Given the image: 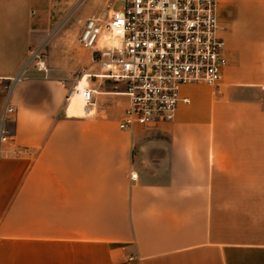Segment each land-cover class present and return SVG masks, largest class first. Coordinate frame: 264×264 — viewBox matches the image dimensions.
Instances as JSON below:
<instances>
[{"label":"crops","instance_id":"1","mask_svg":"<svg viewBox=\"0 0 264 264\" xmlns=\"http://www.w3.org/2000/svg\"><path fill=\"white\" fill-rule=\"evenodd\" d=\"M77 1L0 0V264H264V0H217L221 81L132 130L122 83L92 80L74 115L65 81L26 65Z\"/></svg>","mask_w":264,"mask_h":264},{"label":"built area","instance_id":"2","mask_svg":"<svg viewBox=\"0 0 264 264\" xmlns=\"http://www.w3.org/2000/svg\"><path fill=\"white\" fill-rule=\"evenodd\" d=\"M116 0L105 1V12L87 18L78 41L96 54L95 69H87L82 88L79 80L67 91H77L85 113L93 104L91 79L122 83L127 105L118 121L122 130L149 128L173 118L184 84L218 85L227 64L222 27L217 17V0ZM115 37L117 43L101 44V38ZM37 48L26 65L35 61L46 71ZM14 108L4 105L0 118V144L8 141L5 121L13 119ZM131 172L130 177L136 178ZM129 254V264H141Z\"/></svg>","mask_w":264,"mask_h":264},{"label":"rangeland","instance_id":"3","mask_svg":"<svg viewBox=\"0 0 264 264\" xmlns=\"http://www.w3.org/2000/svg\"><path fill=\"white\" fill-rule=\"evenodd\" d=\"M120 3L116 0L115 7H118ZM94 7L93 0H78L67 13L71 16L60 24L58 32L50 42L43 45L39 58L34 59L44 60L46 71L62 78L68 89L87 72V69H95L93 60H96V54H92L91 49L84 47L78 41L85 22V14ZM108 43L109 41H103L102 45Z\"/></svg>","mask_w":264,"mask_h":264},{"label":"bare ground","instance_id":"4","mask_svg":"<svg viewBox=\"0 0 264 264\" xmlns=\"http://www.w3.org/2000/svg\"><path fill=\"white\" fill-rule=\"evenodd\" d=\"M103 41H109V43H117V40H116L115 37L109 38L108 35L102 36L101 41H100L101 44H102ZM83 79H87V77L84 75L83 77H81L79 79V84H78L79 88L83 87V85L81 84V81ZM67 100H69V104H68L69 105L68 106L69 114H74V115L85 114V111H84V108H85L84 107V105H85L84 100H83V98L81 97V95L77 91L71 92L70 95H69V98Z\"/></svg>","mask_w":264,"mask_h":264}]
</instances>
